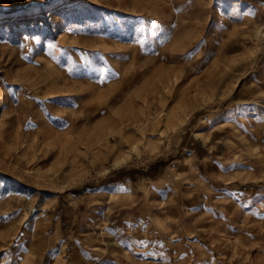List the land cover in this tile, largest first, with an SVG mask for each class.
Segmentation results:
<instances>
[{
  "label": "rangeland",
  "instance_id": "obj_1",
  "mask_svg": "<svg viewBox=\"0 0 264 264\" xmlns=\"http://www.w3.org/2000/svg\"><path fill=\"white\" fill-rule=\"evenodd\" d=\"M0 264H264V0L0 17Z\"/></svg>",
  "mask_w": 264,
  "mask_h": 264
},
{
  "label": "trees",
  "instance_id": "obj_2",
  "mask_svg": "<svg viewBox=\"0 0 264 264\" xmlns=\"http://www.w3.org/2000/svg\"><path fill=\"white\" fill-rule=\"evenodd\" d=\"M57 0H0V17H13L31 8H47Z\"/></svg>",
  "mask_w": 264,
  "mask_h": 264
}]
</instances>
